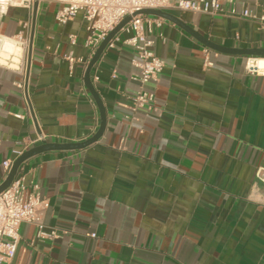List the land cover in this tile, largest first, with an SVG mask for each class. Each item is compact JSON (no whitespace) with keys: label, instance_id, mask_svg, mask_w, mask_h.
Listing matches in <instances>:
<instances>
[{"label":"crops","instance_id":"obj_1","mask_svg":"<svg viewBox=\"0 0 264 264\" xmlns=\"http://www.w3.org/2000/svg\"><path fill=\"white\" fill-rule=\"evenodd\" d=\"M244 5L264 15L262 2ZM56 8L42 4L36 21L18 6L0 16L1 34L16 35L26 22L30 35L34 28L28 72L0 65V184L9 173L3 162L42 141H84L101 124L84 84L93 56L84 44L88 22L79 13L61 25ZM230 8L166 11L225 48L264 47V25ZM163 19L152 38L164 68L147 87L160 112L131 111L136 52L106 47L91 70L106 111L102 136L82 149L38 153L17 173L26 194L39 186L48 202L42 222L57 236L38 238L36 225L23 222L15 257L2 264H264V184L256 177L264 167V76L248 73V54L209 48Z\"/></svg>","mask_w":264,"mask_h":264},{"label":"built area","instance_id":"obj_2","mask_svg":"<svg viewBox=\"0 0 264 264\" xmlns=\"http://www.w3.org/2000/svg\"><path fill=\"white\" fill-rule=\"evenodd\" d=\"M35 1H38L39 7L44 3L57 4L55 20L61 25H65L81 13L88 22L89 34L84 44L91 51V55L126 16H131V19L109 41L107 47L113 48L120 43L132 47L136 52L137 58L133 62L139 70L137 75L139 89L130 97L129 107L133 113L142 109L160 112L156 104L155 92L147 87L149 83L157 81L164 68L163 59L154 53L152 38L155 27H160L164 19L137 12L143 9L164 11L177 9L182 12L217 15L225 12L224 4L228 3L231 5L228 10L230 15L254 19L264 25V15L259 16L249 6H245V0H0V16L5 14L9 6L24 7L33 12ZM254 1H260L264 5V0ZM237 2L242 3L241 10H237ZM23 28V31L13 36L0 33V42L10 39L21 47L17 60H13L14 55L3 57L5 61L0 62V65L17 69L25 74L31 45V23H24ZM120 33L124 35L121 36ZM70 42L76 44L75 35H70ZM0 58H2L1 53ZM65 59L71 63L75 61L72 55H67ZM261 59H263L262 64H260ZM206 62L211 64L208 58ZM245 68L250 74L264 76V56L249 55ZM3 166L9 171L12 162L7 160L3 162ZM256 177L264 184V167L257 169ZM24 189V176L17 174L11 184L0 192V264L8 263L15 257L19 228L23 222L36 225L38 238L53 239L57 236L56 229L48 230L42 222L41 211L48 206V202L41 196L39 186L34 184L28 194ZM92 236L96 235L92 234Z\"/></svg>","mask_w":264,"mask_h":264},{"label":"water","instance_id":"obj_3","mask_svg":"<svg viewBox=\"0 0 264 264\" xmlns=\"http://www.w3.org/2000/svg\"><path fill=\"white\" fill-rule=\"evenodd\" d=\"M38 8H39L38 1H35L34 8H33V21H36ZM137 13L155 15V16L165 18L169 21H172V22L178 24L179 26H181L182 28H184L189 33H191L194 37H196L199 41H201L203 44H205L209 48H212V49H215L218 51H230V52H234V53H243V54L254 55V56H264V47H256V48H249V49H228V48H225L221 45H218V44L210 41L209 39H207L203 35L197 33L191 27H188L185 23H183L182 20H180L178 17H176L175 15H173L167 11L158 10V9H143ZM130 19H131V16H126L108 34V36L101 42V44L96 49L95 53L93 54L91 60L89 61L88 65H87V68L85 70L84 84L87 87V89L90 91L92 96L94 97V99H95V101L99 107L100 114H101V124H100L98 131L92 137H90L84 141H81V142H73V143L50 142L49 143L46 141H42L41 144L36 145V146L26 150L13 162V164L9 170L7 178L5 179V181L2 184H0V192H2L4 189H6L11 184V182L13 181L15 176L17 175L21 165L30 157H32L38 153L48 151V150H53V149H63V150L82 149V148H85V147L89 146L90 144L94 143L95 141H97L102 136V134L106 128V111H105L104 105L100 99V96H99L98 92L96 91V89L92 83L91 70H92L94 64L97 62V60L101 56V54L103 53V51L105 50V48L107 47L109 41L114 37V35L116 33H118L120 31V29ZM34 25H35V23H34ZM33 40H34V28H33L32 33H31V45H30L29 52H28L27 72L29 70V65H30V61H31Z\"/></svg>","mask_w":264,"mask_h":264},{"label":"bare ground","instance_id":"obj_4","mask_svg":"<svg viewBox=\"0 0 264 264\" xmlns=\"http://www.w3.org/2000/svg\"><path fill=\"white\" fill-rule=\"evenodd\" d=\"M21 47L14 40H5L4 42H0V53L2 58H0V62H4V58L11 57L14 55L13 60H17V56L20 54ZM4 57V58H3ZM263 63V59L260 60V64Z\"/></svg>","mask_w":264,"mask_h":264}]
</instances>
